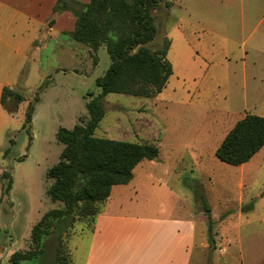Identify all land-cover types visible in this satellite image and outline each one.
<instances>
[{"label": "rangeland", "instance_id": "374dc122", "mask_svg": "<svg viewBox=\"0 0 264 264\" xmlns=\"http://www.w3.org/2000/svg\"><path fill=\"white\" fill-rule=\"evenodd\" d=\"M150 15L156 37L147 47L153 51L167 38L173 73L156 98L106 95L95 136L158 148L157 161L138 164L125 190L150 176L183 194L194 208L196 244H207L208 230L211 239L194 249L190 264H264V147L241 166L214 154L245 115L264 117V0H162ZM42 41L18 46L11 65L0 64V85L23 97L7 110L0 106V161L9 180L0 200V264L10 251L29 250L32 226L59 207L46 194V172L63 148L56 132L87 120L88 94H100L95 80L110 64L104 47L92 54L56 31ZM90 227L78 220L73 231L82 236L68 243L63 237L70 264H82ZM42 244L40 262L51 264L55 235Z\"/></svg>", "mask_w": 264, "mask_h": 264}, {"label": "trees", "instance_id": "16d2710c", "mask_svg": "<svg viewBox=\"0 0 264 264\" xmlns=\"http://www.w3.org/2000/svg\"><path fill=\"white\" fill-rule=\"evenodd\" d=\"M161 1L89 0L79 3L58 0L53 7L54 13L69 11L75 18L70 39L88 48L92 54L104 46L110 64L104 75L95 80L100 94H88L87 120H80L71 129L60 127L56 132V140L63 148L58 162L46 172V178L51 182L46 194L59 207L45 212L32 226L31 248L13 252L8 264L36 261L42 264L40 261L45 254L42 243L52 235H55L57 245L51 264H70L67 247L61 244L63 237L67 242L78 220L92 224L108 200L112 187L128 184L138 164L158 157L159 151L154 145L96 137L95 130L105 115L103 99L106 95L151 99L166 87L173 73L167 59L170 42L163 38L155 50L147 47L156 37L150 11ZM165 6L168 8L169 3ZM93 60L96 64L95 56ZM22 100L17 92L7 87L2 89L0 103L5 110L8 103L19 104ZM32 113L33 108L27 112V124L31 123ZM262 147L264 117L248 114L227 132L214 154L225 164L241 166ZM8 154L9 149L4 150L3 156Z\"/></svg>", "mask_w": 264, "mask_h": 264}, {"label": "crops", "instance_id": "0c3cea01", "mask_svg": "<svg viewBox=\"0 0 264 264\" xmlns=\"http://www.w3.org/2000/svg\"><path fill=\"white\" fill-rule=\"evenodd\" d=\"M57 1L0 0V64L10 66L18 46L39 47L42 36L47 37L52 31L70 39L75 18L69 11L54 13ZM3 88L0 85V99ZM0 106L5 110L1 103ZM6 173V165L0 161V200L4 183L8 181ZM131 182L112 187L108 200L87 228L89 236L82 264H190L194 249H205L209 245L203 241L196 244L194 208L187 207L183 194L171 189L160 178L143 177L131 190H125ZM73 230L68 239L75 234L82 236L81 232ZM67 250L71 259L70 250ZM14 251L5 255L6 264ZM4 252L0 243V259Z\"/></svg>", "mask_w": 264, "mask_h": 264}, {"label": "water", "instance_id": "95a60500", "mask_svg": "<svg viewBox=\"0 0 264 264\" xmlns=\"http://www.w3.org/2000/svg\"><path fill=\"white\" fill-rule=\"evenodd\" d=\"M154 160H155V161H157V159H156V158H154Z\"/></svg>", "mask_w": 264, "mask_h": 264}]
</instances>
